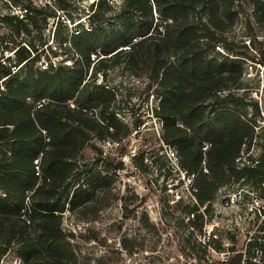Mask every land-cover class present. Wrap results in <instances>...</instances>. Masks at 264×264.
Wrapping results in <instances>:
<instances>
[{
    "label": "trees",
    "instance_id": "obj_1",
    "mask_svg": "<svg viewBox=\"0 0 264 264\" xmlns=\"http://www.w3.org/2000/svg\"><path fill=\"white\" fill-rule=\"evenodd\" d=\"M242 2L264 24V0H93L86 23L60 40L64 58L48 59L45 68L36 65L50 43L28 39L54 13L28 1L19 8L23 17H0L15 40L25 39L1 38L0 258L13 250L25 264H78L75 235L64 229L62 215L92 219L108 203L113 171L87 174L78 159L91 133L117 141L127 131L116 93L95 79L120 62L154 86L162 139L185 175H193L197 203L182 208L193 214L191 227L201 228L199 207L208 213L219 187L264 183V150L236 162L264 130L255 119L260 104L242 86L248 62L264 67V53L252 55L255 36L246 42L226 35Z\"/></svg>",
    "mask_w": 264,
    "mask_h": 264
},
{
    "label": "rangeland",
    "instance_id": "obj_2",
    "mask_svg": "<svg viewBox=\"0 0 264 264\" xmlns=\"http://www.w3.org/2000/svg\"><path fill=\"white\" fill-rule=\"evenodd\" d=\"M28 1L43 7L46 14L54 13L45 18L46 26L38 33L33 32L28 39L36 43L38 38L45 37L50 43V48L43 55L46 57H42L36 65L45 68L48 59L56 63L64 58L60 54V40L66 39L79 21L86 23L85 17L93 0H0V17L11 13L23 17V14L19 15V8ZM239 8V16L226 35L230 39L246 42L255 36L257 42L252 46L255 51L251 52L260 57V50L264 53V24L255 20L251 5L242 2ZM39 20L42 24L41 16ZM1 38L9 40L10 44L18 41L25 43L24 37L15 40L0 22V52L5 44ZM253 67L250 69L248 66L242 86L248 90L245 94L247 99L259 102L261 112L255 119L264 125V67ZM95 79L116 93L114 107L127 131L124 134L121 132L117 141L98 139L96 134L91 133L89 144L78 159L79 167L86 168L87 174L97 170L106 172L107 168L113 171V181L106 189L108 203L94 218L80 219L70 211L62 215L64 229L75 235L73 244L78 264H215V252L211 250L215 243L208 246L200 242L198 237L202 226L200 229L194 225L191 227L187 214L182 210L185 204L192 202L187 201L183 192L182 200L170 203L172 192H180L187 176L182 178L183 171L178 166L175 149L162 139V121L155 113L159 97L153 92L154 86H148L146 78L132 74L126 62L113 65L104 74L96 73ZM248 112L251 115L250 108ZM259 134L248 153L243 149L242 162L246 163L249 153L250 158H260L264 150V130L259 129ZM102 189L97 188L96 194ZM243 192H246L244 203L257 196L263 207L261 215L251 213L245 219L249 220L247 230L252 237H256L260 222L264 221V183L259 187L240 180L230 189V194L237 196ZM212 202H215V197ZM212 202L209 212H205L208 223L215 220V204ZM241 209L243 219L244 207ZM202 210L205 211L199 207L198 212L201 214ZM244 224L241 220L240 227L244 228ZM243 230L239 231L235 246L241 253L230 256L229 264L246 263L242 250L248 232L245 228ZM0 264L25 263L10 250L0 258Z\"/></svg>",
    "mask_w": 264,
    "mask_h": 264
},
{
    "label": "built area",
    "instance_id": "obj_3",
    "mask_svg": "<svg viewBox=\"0 0 264 264\" xmlns=\"http://www.w3.org/2000/svg\"><path fill=\"white\" fill-rule=\"evenodd\" d=\"M248 64L249 68L252 69ZM259 65V64H257ZM259 67H262L259 65ZM248 70V68H247ZM207 148V144L203 146V149ZM242 153V152H241ZM236 162L239 164L241 161V154L236 158ZM248 160L246 161V163ZM243 163V162H242ZM241 163V164H242ZM203 171L206 172V169L203 168ZM185 176V173H182V178ZM193 175L187 176L184 180V183L181 184V190L172 192L170 203L177 202L183 199L182 193L184 192L187 197V201L192 203H197L196 196L194 194L195 187L192 183ZM238 182H231L227 185L219 187L215 194V220H212L210 223L207 222V215L204 210H202V231L198 239L200 242L206 245H212L215 243V247H211V250L215 252V264H229L230 256L239 253L241 250H237L236 239L239 234V231L248 232V237L244 240V248L242 250L243 260L245 264H264V221L260 222L261 225L258 228L259 235L252 237L251 233L247 230V225L249 220L245 221L248 214H262V206L258 201V197L254 198L248 203H244V194L243 192L240 195L234 193L230 194V189ZM210 202V203H211ZM189 203V202H188ZM241 207H244L243 219L240 212H243ZM200 209H204V206H201ZM246 210V211H245ZM247 214V215H246ZM192 218L193 214H190L188 218ZM228 217V218H226ZM243 220L244 228H241L240 221ZM214 242V243H213ZM241 253V252H240ZM211 261V259H208Z\"/></svg>",
    "mask_w": 264,
    "mask_h": 264
}]
</instances>
